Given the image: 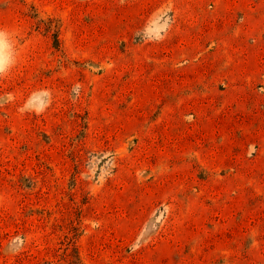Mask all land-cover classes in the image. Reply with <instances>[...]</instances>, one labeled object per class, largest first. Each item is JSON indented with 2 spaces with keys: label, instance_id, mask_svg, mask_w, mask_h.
I'll list each match as a JSON object with an SVG mask.
<instances>
[{
  "label": "rangeland",
  "instance_id": "obj_1",
  "mask_svg": "<svg viewBox=\"0 0 264 264\" xmlns=\"http://www.w3.org/2000/svg\"><path fill=\"white\" fill-rule=\"evenodd\" d=\"M0 264H264V0H0Z\"/></svg>",
  "mask_w": 264,
  "mask_h": 264
},
{
  "label": "bare ground",
  "instance_id": "obj_2",
  "mask_svg": "<svg viewBox=\"0 0 264 264\" xmlns=\"http://www.w3.org/2000/svg\"><path fill=\"white\" fill-rule=\"evenodd\" d=\"M2 59H3V57H2L1 54H0V65H1Z\"/></svg>",
  "mask_w": 264,
  "mask_h": 264
}]
</instances>
